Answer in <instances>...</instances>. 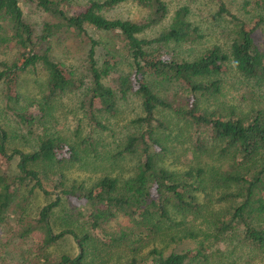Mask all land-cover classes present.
<instances>
[{"label":"trees","instance_id":"trees-1","mask_svg":"<svg viewBox=\"0 0 264 264\" xmlns=\"http://www.w3.org/2000/svg\"><path fill=\"white\" fill-rule=\"evenodd\" d=\"M27 1L52 19L37 28L20 0H0V46L17 52L13 60L0 61L2 107L38 139L33 151L12 147L11 133L0 122V227L13 221L19 224L12 229L19 244L36 231L43 238L34 256L23 255L15 264H86L90 252L94 253L89 252L94 240L99 246L129 251L133 255L129 264H220L215 259L218 247L227 242L263 249L264 111H208L201 102L221 94V75L230 64L241 76L264 82V41L261 46L256 37L259 30L264 35V0H243L244 7L249 5V12H254L249 22L220 0L219 12L234 24L235 37L228 51L214 45L193 60L180 59L169 49L172 43L203 38L187 5L175 9L169 25L149 38L147 31L170 15L165 0H88L80 9L72 0ZM127 1L146 9V17L135 21L105 16L104 10ZM91 29L123 43L129 71L113 75L112 83L106 81L112 67L100 65V41L90 35ZM66 33L90 40L89 81L82 91L81 109L93 127L106 129L105 116L117 110L121 98L135 95L140 99L143 114L135 121L143 130L129 134L121 150L112 155L139 158L135 175L122 185L110 175L99 177L91 186L77 181L69 184L59 171L89 156L96 160L105 156L91 137L72 144L48 132L54 99L86 84L53 56V41ZM39 69L46 74L42 95L23 105L15 85L22 73ZM172 83L182 90L173 95L156 90ZM34 107L38 114L32 111ZM158 111H172L195 127L194 152L200 159L190 168L171 170L160 164V154L166 150L161 133L171 128ZM213 154L218 164L203 160ZM16 157L17 171L9 173L4 160ZM36 193L49 199L38 216L29 218L27 207ZM58 223L65 226L60 232H56ZM66 236L74 238L80 253L54 258L50 247ZM182 238L195 239L196 252H165L166 245ZM5 240L0 234L1 247L13 243L12 237ZM0 263L14 264L1 259Z\"/></svg>","mask_w":264,"mask_h":264},{"label":"rangeland","instance_id":"rangeland-1","mask_svg":"<svg viewBox=\"0 0 264 264\" xmlns=\"http://www.w3.org/2000/svg\"><path fill=\"white\" fill-rule=\"evenodd\" d=\"M165 1L170 8V15L163 23L148 30L145 34L146 37L153 38L157 36L164 27L169 25L175 9L182 5H187L190 8V19L199 26L203 38L194 43H172L169 45V49L178 58L186 60L197 58L214 45H219L225 51L229 50L235 37V27L226 15L220 14V0ZM20 2L29 21L35 24L37 28H40L45 21L52 19L47 13L38 9L34 3L27 0H20ZM223 2L231 11L248 22L254 17V12H249L248 10L251 9V6L246 5L244 7L243 0H223ZM72 3L80 9L88 3V0H72ZM104 14L108 18L140 21L146 17L147 10L134 1H127L112 9L104 10ZM90 35L100 41L97 47V58L100 65L110 64V67H112V75L106 80L108 83H112L113 75L129 71L127 62L123 60L124 50L121 40H118L113 35L100 33L93 29L90 30ZM256 37L257 43L262 46L264 41L262 30L257 31ZM89 48L90 40L84 36H77L76 33L63 34L53 41L54 58L65 65L66 68L75 71L76 78H83L86 84L81 90L69 92L54 99L52 117L48 123V132L53 135H59L72 144H77L84 137H91L93 141L99 143V149L105 155L104 159L101 160H96L89 156L79 163L71 164L59 170L65 174L67 183L71 184L77 181L78 183H85L86 186H91L99 177L110 175L117 177L120 185H122L125 180L135 175L139 158L136 154H125L119 157L112 155L121 150L129 134L139 133L143 130V126L135 121L142 116L143 111L140 99L135 95H129L128 98L119 100L118 108L113 114L105 116L106 129H98L90 124L84 110L81 109L82 91H84L89 81V78L86 77ZM16 55L15 49L0 46V61H11ZM1 69L2 66H0ZM221 77L223 78L221 94L213 98L204 99L201 102L203 109L208 111L219 110L227 113L231 108H235L241 114H248L257 110L264 111V82L241 76L233 64L229 65L228 70ZM45 80L46 74L41 69L37 72L28 71L21 74L20 80L15 87L23 96V105L42 95V91L45 88ZM156 90L161 95H173L178 90H182V88L172 83L160 85L156 87ZM2 99L0 88V122L11 133V146L24 151H33L38 144L36 135L29 134L26 128L21 127L13 117L7 114L2 107L4 106ZM32 111L39 113L36 107ZM158 116L165 119L171 128L161 133L166 150L160 154V164L171 170L190 168L200 159L199 155L194 152L193 142L197 135L195 127L189 126V123L184 122L172 111H158ZM203 160L205 162L210 161V165L218 164L216 154L205 155ZM17 161L18 157L10 162L4 160V168L8 169L9 173H15L17 171ZM51 176H54L53 172ZM57 191L55 190L54 192ZM48 199L42 193H36L27 207L28 217L35 218L38 216L40 209L48 202ZM19 227L20 225L15 221L5 223L3 227H0V234L3 235L4 241L7 238H13V243L10 242L7 247L0 246V259L5 263L12 262L15 264L20 260L21 256L23 257L26 254L30 257L34 256L39 245L43 243L41 233L36 231L32 237L19 244V239L15 238L12 232V229H18ZM56 227V232H60L65 226L58 223ZM91 243L93 244L90 246L89 252L93 250L94 253L91 254L90 252L86 264H129L133 257L129 251L99 246L95 240ZM234 244L230 242L221 244L218 247L219 251H217L219 253L215 257L216 261L220 264H264V248L253 249L243 245L235 247ZM196 246L197 241L195 239L182 238L176 242H170L165 246L164 250L167 253L172 251L179 253L196 252ZM151 248L152 246L146 248L138 254V257H144ZM49 251L54 258H60L64 254L75 257L80 253V249L72 236L60 239L50 247ZM123 251L127 254H123Z\"/></svg>","mask_w":264,"mask_h":264}]
</instances>
